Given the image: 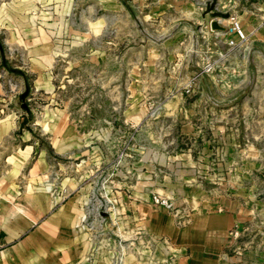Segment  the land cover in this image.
I'll use <instances>...</instances> for the list:
<instances>
[{
  "label": "rangeland",
  "instance_id": "rangeland-1",
  "mask_svg": "<svg viewBox=\"0 0 264 264\" xmlns=\"http://www.w3.org/2000/svg\"><path fill=\"white\" fill-rule=\"evenodd\" d=\"M0 3L6 30L16 16L32 15L59 49L40 70L27 42L0 30V119L18 116L8 141L24 138L46 107L64 112L73 130L71 148L49 156L51 184L68 178L74 189L78 181L88 205L102 210H112L100 198L114 192L167 198L174 210H234L242 219L232 255L257 253L264 264V13L257 0ZM230 21L243 38H233ZM95 227L87 222L88 231Z\"/></svg>",
  "mask_w": 264,
  "mask_h": 264
},
{
  "label": "crops",
  "instance_id": "crops-1",
  "mask_svg": "<svg viewBox=\"0 0 264 264\" xmlns=\"http://www.w3.org/2000/svg\"><path fill=\"white\" fill-rule=\"evenodd\" d=\"M257 5L264 13V2ZM4 8L0 3L2 33L27 42V57L37 69H45L48 55L59 49L32 15L16 16L15 26L6 30ZM219 22L225 26L227 20ZM17 119H0V264H114L119 251L123 264H262L257 253L232 255L229 233L241 228L242 219L234 210L208 211L200 204L195 210L178 206L170 212L152 206L146 195L117 192L109 200L100 198L111 204V211L91 208L78 181L74 189L72 179L50 182L55 173L49 156L71 148L73 130L66 114L46 107L36 122L32 119L24 138L22 133L19 141L9 142L16 138ZM87 222L96 226L94 231H88ZM140 233L142 238L136 239Z\"/></svg>",
  "mask_w": 264,
  "mask_h": 264
},
{
  "label": "built area",
  "instance_id": "built-area-1",
  "mask_svg": "<svg viewBox=\"0 0 264 264\" xmlns=\"http://www.w3.org/2000/svg\"><path fill=\"white\" fill-rule=\"evenodd\" d=\"M259 2H264V0H257ZM229 23H231V27L229 30H231L233 32L234 35H236L239 39L243 38V33H242V30L240 28V26L237 24V23H234L232 21H230ZM150 204L154 207H158V208H162L164 210H167V211H170L172 212L174 210V206L172 204V202L167 199V198H163V197H160V196H150ZM229 235L231 237H235L236 236V232H230ZM143 234H137L135 237L136 239H139V238H142ZM119 239L120 238H117V246L119 244ZM119 248V246H118ZM0 249H1V245H0ZM123 260V253H121L119 251V254L117 255V258L115 260V263L114 264H123L122 262Z\"/></svg>",
  "mask_w": 264,
  "mask_h": 264
},
{
  "label": "water",
  "instance_id": "water-1",
  "mask_svg": "<svg viewBox=\"0 0 264 264\" xmlns=\"http://www.w3.org/2000/svg\"><path fill=\"white\" fill-rule=\"evenodd\" d=\"M210 25L214 29H222V27L219 26L214 20L211 21Z\"/></svg>",
  "mask_w": 264,
  "mask_h": 264
},
{
  "label": "bare ground",
  "instance_id": "bare-ground-1",
  "mask_svg": "<svg viewBox=\"0 0 264 264\" xmlns=\"http://www.w3.org/2000/svg\"><path fill=\"white\" fill-rule=\"evenodd\" d=\"M219 20H222V19H216L215 21H216L218 24H220ZM223 20H224V19H223Z\"/></svg>",
  "mask_w": 264,
  "mask_h": 264
}]
</instances>
